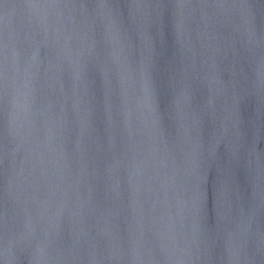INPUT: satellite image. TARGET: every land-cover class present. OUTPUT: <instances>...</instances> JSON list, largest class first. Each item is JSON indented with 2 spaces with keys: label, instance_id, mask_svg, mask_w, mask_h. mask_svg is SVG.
<instances>
[{
  "label": "water",
  "instance_id": "1",
  "mask_svg": "<svg viewBox=\"0 0 264 264\" xmlns=\"http://www.w3.org/2000/svg\"><path fill=\"white\" fill-rule=\"evenodd\" d=\"M0 264H264V0H0Z\"/></svg>",
  "mask_w": 264,
  "mask_h": 264
}]
</instances>
